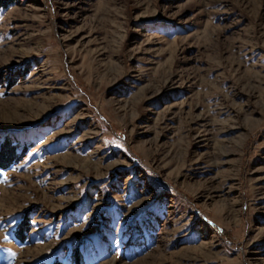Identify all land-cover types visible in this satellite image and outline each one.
<instances>
[{"label": "rangeland", "instance_id": "374dc122", "mask_svg": "<svg viewBox=\"0 0 264 264\" xmlns=\"http://www.w3.org/2000/svg\"><path fill=\"white\" fill-rule=\"evenodd\" d=\"M0 264H264V0H2Z\"/></svg>", "mask_w": 264, "mask_h": 264}, {"label": "trees", "instance_id": "16d2710c", "mask_svg": "<svg viewBox=\"0 0 264 264\" xmlns=\"http://www.w3.org/2000/svg\"><path fill=\"white\" fill-rule=\"evenodd\" d=\"M3 3V1L2 0H0V5H2V7H5L7 4H2ZM8 166V164H5V165H3L2 163L0 164V167H2V168H6Z\"/></svg>", "mask_w": 264, "mask_h": 264}]
</instances>
